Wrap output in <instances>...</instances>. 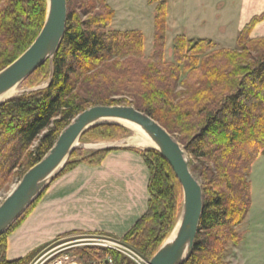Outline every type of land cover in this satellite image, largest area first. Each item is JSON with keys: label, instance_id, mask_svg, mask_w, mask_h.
I'll return each mask as SVG.
<instances>
[{"label": "trees", "instance_id": "16d2710c", "mask_svg": "<svg viewBox=\"0 0 264 264\" xmlns=\"http://www.w3.org/2000/svg\"><path fill=\"white\" fill-rule=\"evenodd\" d=\"M79 2L67 0L65 32L51 59L49 84L0 105V189L37 163L77 113L98 104L132 105L176 135L189 163L209 166L201 178L199 228L183 264H225L226 248L241 241L238 229L251 206L248 176L264 154V35L250 36L264 13L242 28L233 49L176 35L173 59L167 61L166 0L155 7L148 56L140 31L108 30L114 11L105 0ZM45 14L46 0H0V70L33 42ZM47 62L23 83L36 84ZM127 131L118 124H100L79 140L117 139ZM110 150L86 155L84 161L98 164ZM140 154L149 170L147 210L122 239L150 259L175 225L182 193L157 151ZM6 232L0 235V264H25L22 258L6 257ZM95 254L108 256L111 264H134L113 250Z\"/></svg>", "mask_w": 264, "mask_h": 264}, {"label": "rangeland", "instance_id": "374dc122", "mask_svg": "<svg viewBox=\"0 0 264 264\" xmlns=\"http://www.w3.org/2000/svg\"><path fill=\"white\" fill-rule=\"evenodd\" d=\"M79 1L82 2L86 0H74L75 3ZM105 1L114 11V17L108 30L140 31L144 39V52L148 56L152 49L154 12L158 0L153 2H151V0ZM165 9V55L167 61L173 59L172 45L173 38L176 35H184L186 38L193 39H210L215 42L217 47L233 49L236 48L237 37L240 31L253 18L249 19V21L240 28V0H166ZM76 11L81 13L82 19L85 18L82 12H80V9L76 8ZM50 70L51 59L48 60L43 73L40 75V78L37 79V83L31 85L22 82L16 87L18 91L16 96L28 95L45 88L48 83ZM132 135L134 134L131 131H127L124 136L117 139L79 140L77 147L73 150L74 152L68 157L65 165L58 174L72 168L77 163L85 162L84 158L86 155L95 152L123 147L136 150L139 153L140 151L146 150L127 145L126 138ZM37 144L38 140L32 144L30 147L31 150L34 149ZM189 167L199 181H201L202 172L204 170H209L207 163H201L196 160H192ZM18 180L19 179L15 175L11 178L10 182L6 183L3 188L0 189V203ZM248 180L251 182V206L238 229V231L242 232V239L238 245L233 246L230 244L227 246L224 255L225 264H264V154L260 155L253 163ZM43 192L29 210L6 232L4 236L6 240L7 236L15 231L31 213L33 206L40 199ZM110 243H116L126 249H133L142 259L138 261V263H135L124 253H117L134 264L147 263L148 259L132 248V246L122 238L112 237L107 234L79 232L59 235L51 242L40 245V247L22 259L25 261V264H99L106 255L104 257H96L97 254H95V251L113 250L116 252L113 248L101 247L102 245H100H107ZM111 245L115 246V244Z\"/></svg>", "mask_w": 264, "mask_h": 264}, {"label": "water", "instance_id": "95a60500", "mask_svg": "<svg viewBox=\"0 0 264 264\" xmlns=\"http://www.w3.org/2000/svg\"><path fill=\"white\" fill-rule=\"evenodd\" d=\"M67 0H46L43 25L33 42L0 70V105L3 96L20 85L44 62L52 59L63 39ZM48 80L47 85L49 84ZM122 122L138 126L147 135L152 149L170 166L181 188L179 217L169 236L146 264H183L191 255L204 209L201 181L190 170V159L176 136L158 121L132 105H93L77 113L60 131L51 148L27 169L0 203V235L23 214L58 175L80 136L93 126ZM125 127V126H124Z\"/></svg>", "mask_w": 264, "mask_h": 264}, {"label": "crops", "instance_id": "0c3cea01", "mask_svg": "<svg viewBox=\"0 0 264 264\" xmlns=\"http://www.w3.org/2000/svg\"><path fill=\"white\" fill-rule=\"evenodd\" d=\"M239 13L241 28L264 13V0H240ZM263 35L264 17L251 31L253 38ZM148 182L143 157L129 148L110 150L95 165L77 163L49 183L31 213L7 236L6 257H27L69 233L122 238L147 210Z\"/></svg>", "mask_w": 264, "mask_h": 264}, {"label": "bare ground", "instance_id": "6f19581e", "mask_svg": "<svg viewBox=\"0 0 264 264\" xmlns=\"http://www.w3.org/2000/svg\"><path fill=\"white\" fill-rule=\"evenodd\" d=\"M17 94L18 91L16 90V87H13L3 96V99H11ZM122 124L134 134L131 137L126 138L127 145L141 149L152 146L147 135H145V133L138 126L126 122H122ZM77 145L78 143L75 146Z\"/></svg>", "mask_w": 264, "mask_h": 264}, {"label": "built area", "instance_id": "2783aa9c", "mask_svg": "<svg viewBox=\"0 0 264 264\" xmlns=\"http://www.w3.org/2000/svg\"><path fill=\"white\" fill-rule=\"evenodd\" d=\"M111 244H115V246H113ZM100 245H102L101 247L113 248L114 250H116V252L124 253L126 256L130 257L135 263H138V261L142 260L139 257V255H137L136 252L133 249H132L133 251L131 249H129V248L126 249L125 247H123L121 245H118L116 243H110V244H107V245L100 244ZM108 245H110V246H108ZM111 263H112V260L107 256V257L103 258L102 261H100L99 264H111ZM94 264H96V263H94Z\"/></svg>", "mask_w": 264, "mask_h": 264}]
</instances>
